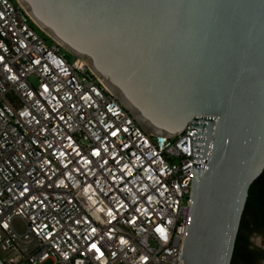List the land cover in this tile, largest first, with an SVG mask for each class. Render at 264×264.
<instances>
[{"label":"built area","instance_id":"built-area-1","mask_svg":"<svg viewBox=\"0 0 264 264\" xmlns=\"http://www.w3.org/2000/svg\"><path fill=\"white\" fill-rule=\"evenodd\" d=\"M0 15V264H178L196 131L152 140L16 2Z\"/></svg>","mask_w":264,"mask_h":264},{"label":"water","instance_id":"water-1","mask_svg":"<svg viewBox=\"0 0 264 264\" xmlns=\"http://www.w3.org/2000/svg\"><path fill=\"white\" fill-rule=\"evenodd\" d=\"M147 134L190 125L181 260L231 264L264 170V0H14Z\"/></svg>","mask_w":264,"mask_h":264},{"label":"trees","instance_id":"trees-1","mask_svg":"<svg viewBox=\"0 0 264 264\" xmlns=\"http://www.w3.org/2000/svg\"><path fill=\"white\" fill-rule=\"evenodd\" d=\"M252 235L264 236V170L249 189L231 264H260L264 259V251L252 248Z\"/></svg>","mask_w":264,"mask_h":264},{"label":"rangeland","instance_id":"rangeland-1","mask_svg":"<svg viewBox=\"0 0 264 264\" xmlns=\"http://www.w3.org/2000/svg\"><path fill=\"white\" fill-rule=\"evenodd\" d=\"M31 28L34 29L40 36H42L46 43L48 45H52L53 43L51 42V40L47 39L44 37V35L33 25V23L30 24ZM60 53L62 55H64V57L66 59L69 60V62H73L76 58L71 56L69 53H67L65 50L63 49H60ZM30 81L33 83V84H37L36 82V78L35 77H31L30 78ZM154 136H152V140H154ZM13 228L14 230L18 233V234H23L26 230L24 224L22 223V221L18 220V219H15L13 221ZM251 244H252V248H256L258 250H262L264 251V236H260V235H252L251 236ZM1 255H4V254H1ZM44 264H52V262L48 261ZM262 264V263H261Z\"/></svg>","mask_w":264,"mask_h":264},{"label":"snow or ice","instance_id":"snow-or-ice-1","mask_svg":"<svg viewBox=\"0 0 264 264\" xmlns=\"http://www.w3.org/2000/svg\"><path fill=\"white\" fill-rule=\"evenodd\" d=\"M0 19H4V17L2 15H0ZM6 227H7V225H6ZM93 231H95V230H93ZM91 251H93L94 253H97L99 258H103V255H104L103 252H101L100 248L95 243H93L91 245Z\"/></svg>","mask_w":264,"mask_h":264},{"label":"flooded vegetation","instance_id":"flooded-vegetation-1","mask_svg":"<svg viewBox=\"0 0 264 264\" xmlns=\"http://www.w3.org/2000/svg\"><path fill=\"white\" fill-rule=\"evenodd\" d=\"M250 242H251V237H250ZM259 263H260V264H261V263L264 264V259L260 260Z\"/></svg>","mask_w":264,"mask_h":264}]
</instances>
